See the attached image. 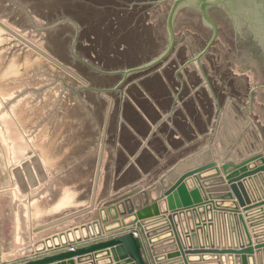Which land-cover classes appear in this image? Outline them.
<instances>
[{
    "label": "water",
    "instance_id": "1",
    "mask_svg": "<svg viewBox=\"0 0 264 264\" xmlns=\"http://www.w3.org/2000/svg\"><path fill=\"white\" fill-rule=\"evenodd\" d=\"M139 5L153 62L182 78L234 93L257 127L264 151V0H139ZM158 187L163 191L152 200L139 189L117 196L99 220L83 227H99L95 234L43 246L20 264H264V226L236 247L213 245L197 227L210 245L199 247L185 241L177 223L185 210L199 207L216 212L221 239L226 219L236 217L242 224L240 211L264 223L262 154L240 163L210 162ZM226 202L230 206H220Z\"/></svg>",
    "mask_w": 264,
    "mask_h": 264
},
{
    "label": "crops",
    "instance_id": "2",
    "mask_svg": "<svg viewBox=\"0 0 264 264\" xmlns=\"http://www.w3.org/2000/svg\"><path fill=\"white\" fill-rule=\"evenodd\" d=\"M19 94V91L11 93L6 99L12 104L7 107V113L15 123L13 129L17 137L8 143L9 154L0 156V163L4 164L0 166V264H20L30 260L43 246L95 233L99 227L87 230L83 227L99 220L106 210L104 206L117 196L139 189V194L147 192L152 200L162 193L163 189L158 187L162 181L168 187L183 173L210 162L240 163L249 158L211 155L215 152V144L209 141L204 146L200 144L208 136V128H202L196 120L205 118L204 123H207L206 115L197 104L203 100L199 94L179 90L175 97L171 93L178 103L174 107L149 106L147 112L133 107L131 123L123 127L120 123L117 125L110 150L113 157L121 153L127 160L121 166L114 158L107 172L105 142L109 136H106L105 125L100 127L97 122H88V107L80 108L84 116H76L73 106L57 112L56 101H48V106L34 102V97L40 98L35 96L40 95L39 92L30 93L33 101L28 105L21 104L25 96ZM123 110L119 113L120 119ZM174 122L179 123L176 126ZM126 138L136 143L133 148ZM93 139L96 147L90 152L89 143ZM126 145L133 150L129 151ZM187 193L193 201L191 192ZM178 200L181 205L185 204L180 198ZM223 205L230 206V203L220 206ZM206 209L185 210V215L177 220L190 246L196 242V246L210 247L204 243L201 228L214 240L208 238L213 245L236 247L245 244L247 236L261 232L264 226L255 215L246 218V213L240 211L242 224H237L236 217L234 222L226 219V237L221 239L216 236V212ZM90 264L106 262L92 260Z\"/></svg>",
    "mask_w": 264,
    "mask_h": 264
},
{
    "label": "rangeland",
    "instance_id": "3",
    "mask_svg": "<svg viewBox=\"0 0 264 264\" xmlns=\"http://www.w3.org/2000/svg\"><path fill=\"white\" fill-rule=\"evenodd\" d=\"M154 60L139 0H0V156L9 154L8 143L17 137L7 113L12 104L6 99L11 93L19 91L25 96L21 104L28 105L33 101L30 93L39 92L35 96L40 98L33 96L34 102L48 106V101H56L57 112L73 106L76 116H84L80 108L88 107V122L106 126L108 172L116 158L110 147L117 125L131 123L133 107L141 112H147L149 106L174 107L178 103L171 93L175 97L179 90L199 94L203 100L197 104L207 123L205 118L196 120L211 135L200 144H215L211 155L264 156L257 127L234 93L177 76L159 68ZM147 64H151L147 69L122 74ZM132 140L126 138L131 148L136 144ZM95 142L90 140V152ZM126 160L121 153L117 155L118 165Z\"/></svg>",
    "mask_w": 264,
    "mask_h": 264
},
{
    "label": "trees",
    "instance_id": "4",
    "mask_svg": "<svg viewBox=\"0 0 264 264\" xmlns=\"http://www.w3.org/2000/svg\"><path fill=\"white\" fill-rule=\"evenodd\" d=\"M70 13L73 14L72 12H70ZM76 13H77V16H76V17H80V19H81V16H80L81 13H80V12H77V11H76ZM73 15H74V14H73ZM74 20L78 21V22L81 24L80 20H78L77 18H76V19L74 18ZM132 150H133V149H132Z\"/></svg>",
    "mask_w": 264,
    "mask_h": 264
},
{
    "label": "bare ground",
    "instance_id": "5",
    "mask_svg": "<svg viewBox=\"0 0 264 264\" xmlns=\"http://www.w3.org/2000/svg\"><path fill=\"white\" fill-rule=\"evenodd\" d=\"M97 230H98V229H97ZM94 231H95V230H94ZM91 232H92V231H91ZM92 234H95V233L92 232ZM49 241H50V240H49ZM51 244H52V243H51ZM56 244H58V243H56Z\"/></svg>",
    "mask_w": 264,
    "mask_h": 264
}]
</instances>
